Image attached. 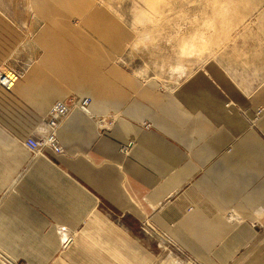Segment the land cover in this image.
I'll return each mask as SVG.
<instances>
[{
    "label": "crops",
    "instance_id": "0c3cea01",
    "mask_svg": "<svg viewBox=\"0 0 264 264\" xmlns=\"http://www.w3.org/2000/svg\"><path fill=\"white\" fill-rule=\"evenodd\" d=\"M33 5L46 23L0 57L13 82L0 85V251L26 264H142L134 238L117 236L120 213L151 218L183 264H264V46L232 44L167 89L124 67L133 33L103 5ZM71 96L92 101L62 121L63 152L27 150ZM232 206L246 220L227 219Z\"/></svg>",
    "mask_w": 264,
    "mask_h": 264
},
{
    "label": "rangeland",
    "instance_id": "374dc122",
    "mask_svg": "<svg viewBox=\"0 0 264 264\" xmlns=\"http://www.w3.org/2000/svg\"><path fill=\"white\" fill-rule=\"evenodd\" d=\"M33 2L0 0V57L6 51H22V47L32 40L33 33L46 23L38 15ZM95 2L106 7L133 33L132 40L119 57L124 67L143 78H157L167 89L175 88L206 61L225 57L232 44L258 43V46H264V0ZM0 63L4 65L5 60H0ZM100 118L105 122L108 119ZM114 119L111 118L109 124ZM170 200L168 197L166 203ZM114 217L118 218L113 225L117 236L134 238L135 246L132 245L133 250L129 253L133 251L135 257L140 254L144 264H183L185 261V252L173 244L151 218L137 221L120 213H113ZM225 217L236 222L246 220L235 206ZM101 221L108 219L103 216ZM105 232V228H97L94 235ZM72 244L73 241L66 246L62 243L61 249L66 250ZM124 248L126 246H119V250ZM8 260L9 255L0 251V264H9Z\"/></svg>",
    "mask_w": 264,
    "mask_h": 264
},
{
    "label": "built area",
    "instance_id": "2783aa9c",
    "mask_svg": "<svg viewBox=\"0 0 264 264\" xmlns=\"http://www.w3.org/2000/svg\"><path fill=\"white\" fill-rule=\"evenodd\" d=\"M4 79H6V75L0 72V84L6 86L3 83ZM91 101L92 98L90 96H73L71 98H66V100H55V102L48 109L47 114H45L46 116L42 117L39 120L37 126L34 128L35 130L23 140V143L27 150L31 151L32 153H40L45 149H49L54 153H62L63 146L58 136V130L61 126L62 121L74 109H79V111L82 110L86 113H90L89 107ZM99 122L104 123L105 120L103 118H100ZM123 149H126V147H123ZM61 235L62 243L65 246L69 245L73 241V237L71 236V234L66 232L65 229L62 230ZM8 263L20 264L14 260H8Z\"/></svg>",
    "mask_w": 264,
    "mask_h": 264
},
{
    "label": "bare ground",
    "instance_id": "6f19581e",
    "mask_svg": "<svg viewBox=\"0 0 264 264\" xmlns=\"http://www.w3.org/2000/svg\"><path fill=\"white\" fill-rule=\"evenodd\" d=\"M3 79V78H2ZM3 83L6 85V86H8L9 88H11L12 87V85H13V82L9 79V77H7L6 76V79H4V81H3ZM168 255V254H167ZM167 261V260H166ZM165 261V262H166ZM164 264V263H163Z\"/></svg>",
    "mask_w": 264,
    "mask_h": 264
}]
</instances>
